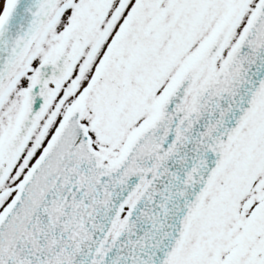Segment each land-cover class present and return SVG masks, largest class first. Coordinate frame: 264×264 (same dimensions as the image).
<instances>
[{"label":"snow or ice","instance_id":"6c2138e0","mask_svg":"<svg viewBox=\"0 0 264 264\" xmlns=\"http://www.w3.org/2000/svg\"><path fill=\"white\" fill-rule=\"evenodd\" d=\"M0 264H264V0H0Z\"/></svg>","mask_w":264,"mask_h":264}]
</instances>
